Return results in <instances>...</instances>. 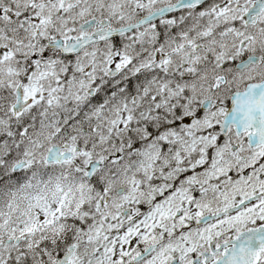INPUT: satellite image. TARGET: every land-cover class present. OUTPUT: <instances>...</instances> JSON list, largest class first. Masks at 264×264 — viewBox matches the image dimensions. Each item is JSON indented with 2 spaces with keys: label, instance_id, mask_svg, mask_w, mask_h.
<instances>
[{
  "label": "snow or ice",
  "instance_id": "snow-or-ice-1",
  "mask_svg": "<svg viewBox=\"0 0 264 264\" xmlns=\"http://www.w3.org/2000/svg\"><path fill=\"white\" fill-rule=\"evenodd\" d=\"M0 264H264V0H0Z\"/></svg>",
  "mask_w": 264,
  "mask_h": 264
}]
</instances>
